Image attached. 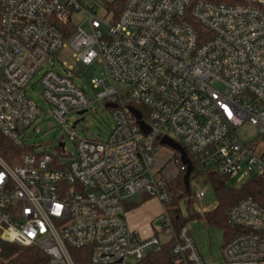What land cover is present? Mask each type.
<instances>
[{
  "label": "built area",
  "instance_id": "1",
  "mask_svg": "<svg viewBox=\"0 0 264 264\" xmlns=\"http://www.w3.org/2000/svg\"><path fill=\"white\" fill-rule=\"evenodd\" d=\"M99 8L95 0H0V133L27 147L22 137L44 114L27 90L39 76L43 100L76 150L66 164L33 151L13 165L0 155V239L41 251L47 264H77L72 252L79 250H88L89 264H142L168 243L175 264H205L188 227L174 225L173 194L156 171V151L165 137L180 144L193 178L208 170L264 178V0L246 6L128 0L109 24L98 18ZM67 46L82 65L102 64L112 84L92 81L104 89L97 102L118 105L106 140L80 138L75 124L68 127L69 116L90 103L68 69L44 70ZM131 108L150 127L148 135ZM246 124L260 142L249 146L255 140L238 137ZM135 196L162 206L150 235L128 224ZM227 218L241 233L223 247L225 264H264V207L248 197Z\"/></svg>",
  "mask_w": 264,
  "mask_h": 264
},
{
  "label": "rangeland",
  "instance_id": "2",
  "mask_svg": "<svg viewBox=\"0 0 264 264\" xmlns=\"http://www.w3.org/2000/svg\"><path fill=\"white\" fill-rule=\"evenodd\" d=\"M97 16L105 23H111V16L102 7L99 8ZM82 18L83 14L76 15L74 17V23L76 25L80 24ZM103 30L105 31L106 28L104 27ZM74 54L75 51L69 46L61 49L45 66L44 70H54L61 74L64 69H68L74 76L75 83L84 91L90 103L89 109L83 115L72 113L69 116L68 127L72 128L78 122L76 126V134L78 137L98 141L106 140L113 131L115 120L112 110L106 109L104 102L96 101L97 96L104 89L103 87L94 89L92 81L102 78L104 79L106 88H111L112 84L106 78V70L102 64L96 62L94 65L86 67L76 60ZM27 90L29 99L38 104L44 110V114L36 121L34 126L25 132L22 137L24 144L32 147L33 152L36 154L45 153L47 155L57 156L62 164H66L71 159V155L76 151L75 145L54 117L53 107L44 102L43 87L39 82V76H36L32 80ZM237 135L244 143L255 140L249 146L262 140V137L258 136L257 131L250 124H246L240 128ZM60 143L65 144L64 150L58 149ZM174 154V150L163 145L161 149L156 151L158 159L156 171L161 176L168 178L172 173H180L175 163ZM210 173L208 170L197 173L196 178L191 177L189 195H187V199L182 201L179 207L184 217L189 218L192 214L199 216V218L191 220L187 227L205 264H225L222 255V249L226 245L225 231L221 226L207 223L204 218V215L213 211L217 205L216 196L208 177ZM243 184L244 180L241 175L229 179V186L232 188L238 189ZM199 192H204L205 197L202 199L198 198ZM133 200L139 205L140 210H142L141 212H136V216L143 213L158 214L160 216L162 213V206L159 207L156 199L145 200L144 197L135 196ZM148 223L143 220L140 222V225L144 227ZM155 226V231L159 239L163 242L166 241V237L161 233L160 221L157 220ZM136 231L139 232L140 229L136 228ZM72 256L76 263L89 264L90 258L88 250L83 252L73 251Z\"/></svg>",
  "mask_w": 264,
  "mask_h": 264
},
{
  "label": "trees",
  "instance_id": "3",
  "mask_svg": "<svg viewBox=\"0 0 264 264\" xmlns=\"http://www.w3.org/2000/svg\"><path fill=\"white\" fill-rule=\"evenodd\" d=\"M100 7H102L108 15L114 20H117L128 0H95ZM193 4L201 1H209L217 4H226L232 6L250 5L253 0H192ZM140 109L143 115L145 111L143 107L136 106ZM61 149L60 147L58 148ZM33 151L31 147L20 148L8 140L0 133V155L11 165L18 162V158L27 152ZM45 155V153H41ZM176 155V154H174ZM52 156V155H51ZM55 159V163H58V157L52 156ZM186 172H180L179 174L172 173L168 178L164 177L171 188L173 194V201L170 204V215L174 221V225L179 228L187 226L191 220L199 218L198 215L192 214L189 218L184 217L181 208L179 207L182 201L187 199L188 192H190V180L189 187H186L185 183ZM209 180L214 190L217 205L216 208L206 213L205 220L209 224H216L221 226L225 231L226 243L230 242L233 238L241 233V230L234 229L228 222L227 214L231 208H233L242 199L252 197L260 205L264 207V178H252L244 181V184L238 188H232L229 186L230 177L221 176L216 173L209 174ZM145 200L153 199L150 196H145ZM189 202V201H188ZM139 205L133 203L129 206V211L136 209ZM86 250H79L75 252H83ZM47 257L39 250L34 248H21L15 244L5 242L0 239V264H47ZM80 264V263H77ZM142 264H175V258L171 254V245L165 244L163 249L159 252L149 254Z\"/></svg>",
  "mask_w": 264,
  "mask_h": 264
},
{
  "label": "water",
  "instance_id": "4",
  "mask_svg": "<svg viewBox=\"0 0 264 264\" xmlns=\"http://www.w3.org/2000/svg\"><path fill=\"white\" fill-rule=\"evenodd\" d=\"M117 107H118V105H116V104H106L105 105L106 109H113V108H117ZM130 110H131L132 114L134 115V117L137 119V122H138V125L140 126L141 131L144 134L148 135L149 132H150V127L147 126L142 121V116H141L140 112H138L137 110H135L133 108H131ZM83 114H84V112L80 113V115H83ZM77 124H78V122L75 124V127L77 126ZM161 145L169 147L172 150H174L175 152H178L179 154H181V156H182V158H181L182 164L187 166V172H186V175H185V183H186V187L188 188L189 187V182L188 181H189V178H190V176H191V174L193 172V166H192V164H191V162H190V160H189V158L187 156L186 151L184 150V148L180 144L176 143L174 140H172L170 138H167V137H165V138H163L161 140ZM59 147L61 149H63L65 147V144L64 143H60Z\"/></svg>",
  "mask_w": 264,
  "mask_h": 264
},
{
  "label": "crops",
  "instance_id": "5",
  "mask_svg": "<svg viewBox=\"0 0 264 264\" xmlns=\"http://www.w3.org/2000/svg\"><path fill=\"white\" fill-rule=\"evenodd\" d=\"M151 200H155V199L153 198ZM157 203L160 207L161 206L160 203L158 201H157ZM138 211L139 212L142 211V210H140V207H138L132 211H129L128 224L132 230L136 231V228H138V229H140V231H139L140 233H144L145 235H150L148 228L150 227L152 221L156 220L159 217V215L158 214L152 215L151 213H143V214H140L139 216H136L135 213L136 212L138 213ZM143 220L149 222L144 227L142 225H140V222H142Z\"/></svg>",
  "mask_w": 264,
  "mask_h": 264
}]
</instances>
